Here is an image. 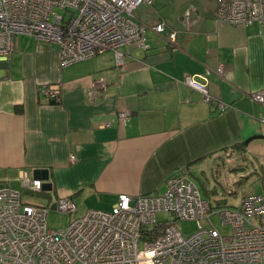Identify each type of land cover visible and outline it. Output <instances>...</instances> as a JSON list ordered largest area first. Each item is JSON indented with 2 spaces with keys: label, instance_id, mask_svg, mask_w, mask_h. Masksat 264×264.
I'll list each match as a JSON object with an SVG mask.
<instances>
[{
  "label": "crops",
  "instance_id": "0c3cea01",
  "mask_svg": "<svg viewBox=\"0 0 264 264\" xmlns=\"http://www.w3.org/2000/svg\"><path fill=\"white\" fill-rule=\"evenodd\" d=\"M216 7L170 0L158 14L140 8L134 20L147 27V48H121V69L111 51L61 69L56 45L17 36L0 60V185L21 189L26 175L50 185L54 204L67 197L112 208L119 195L156 194L170 176L262 151L253 143L264 139V108L252 95L264 90V22L223 24ZM159 23L161 35L151 30ZM206 71L209 103L183 84ZM46 87L59 91L56 102L44 98Z\"/></svg>",
  "mask_w": 264,
  "mask_h": 264
},
{
  "label": "built area",
  "instance_id": "2783aa9c",
  "mask_svg": "<svg viewBox=\"0 0 264 264\" xmlns=\"http://www.w3.org/2000/svg\"><path fill=\"white\" fill-rule=\"evenodd\" d=\"M216 2L212 16L217 22H264V0ZM141 4L150 5L151 0H0V60L9 59L17 36H29L58 47L61 69L107 51L114 53L121 69V48H147V27L134 20ZM151 30L161 35L166 25ZM216 73L222 76V68ZM209 74L183 79L206 103L211 102L205 84ZM97 88L93 85L89 91L90 99ZM42 93L49 102L59 98L57 89L46 87ZM252 100L264 108V90ZM118 117L126 121L130 114ZM69 160L73 162V156ZM20 183L21 189L0 185V264H264L263 196H244L237 208H213L188 177L170 176L162 195H119L109 212L89 209L65 229L54 231L47 227L46 208L22 200L23 192L40 193L42 182L22 175ZM55 205L67 215L77 212L71 198H59ZM158 213L172 218L158 222ZM214 217L230 227L229 235L215 228ZM183 221L197 222L188 237L176 227Z\"/></svg>",
  "mask_w": 264,
  "mask_h": 264
},
{
  "label": "rangeland",
  "instance_id": "374dc122",
  "mask_svg": "<svg viewBox=\"0 0 264 264\" xmlns=\"http://www.w3.org/2000/svg\"><path fill=\"white\" fill-rule=\"evenodd\" d=\"M170 0H152V5L141 4L136 11L140 8L148 7L151 11L159 13L164 11ZM148 10V11H150ZM61 13L60 11H58ZM253 145L262 147V151L255 152L247 155L246 157L236 158L231 160L216 161L218 166H214L213 169L204 168V173L200 172L199 175H187L200 191L203 200H206L208 204L213 208H217V204L224 203L225 207L237 208L241 199L247 195H256L264 197V139L254 142ZM203 164V163H202ZM201 164V165H202ZM166 190V189H165ZM165 190H161L156 195H162ZM50 191L40 193L23 192L22 200L32 205L46 208L47 215V227L50 230L59 231L66 228L67 224L81 217L87 210H98L103 212H109L111 209L110 203H103L102 207H83L77 205V212L73 215H67L60 212L57 209L52 210L51 206L54 204L52 198L48 196ZM172 218L169 213H158L156 220L158 222H167ZM213 223L215 228L224 236L230 234V227L222 225L218 217H214ZM182 236L188 237L197 230L196 221H183L176 225Z\"/></svg>",
  "mask_w": 264,
  "mask_h": 264
},
{
  "label": "water",
  "instance_id": "95a60500",
  "mask_svg": "<svg viewBox=\"0 0 264 264\" xmlns=\"http://www.w3.org/2000/svg\"><path fill=\"white\" fill-rule=\"evenodd\" d=\"M38 172H39V174L42 173V174L44 175V177H43L44 179H43V180H44V181H47V176H46V172H47V171H42V172H41V171H37V173H38ZM46 188L48 189V192H49L50 185H49V184H43L42 191H45ZM42 191H41V192H42ZM51 209H52V210H55V209H56V205L53 204V205L51 206Z\"/></svg>",
  "mask_w": 264,
  "mask_h": 264
},
{
  "label": "trees",
  "instance_id": "16d2710c",
  "mask_svg": "<svg viewBox=\"0 0 264 264\" xmlns=\"http://www.w3.org/2000/svg\"><path fill=\"white\" fill-rule=\"evenodd\" d=\"M50 102H56V101H50ZM226 205L224 203L217 204V208H223Z\"/></svg>",
  "mask_w": 264,
  "mask_h": 264
}]
</instances>
